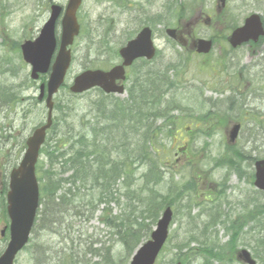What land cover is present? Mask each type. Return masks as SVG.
Segmentation results:
<instances>
[{"label":"rangeland","instance_id":"1","mask_svg":"<svg viewBox=\"0 0 264 264\" xmlns=\"http://www.w3.org/2000/svg\"><path fill=\"white\" fill-rule=\"evenodd\" d=\"M66 1L0 0V102L5 100L1 91L8 95L13 93L17 101H23L15 107L16 109L13 106L11 108L0 105V182L7 181L9 168L16 161L19 163L24 153V151L21 153V149L25 138L46 119L45 106L34 102L38 96L40 82H30L29 67L22 62L20 44L37 36L48 18L50 5L64 7ZM135 1H115L116 8L104 0L83 1L77 14L81 32L71 47L73 63L68 70L65 83L67 86L71 85L73 78L83 70H106L117 64L116 52L135 36L141 25H149L156 30L158 49L163 53V57L158 58L155 64L161 72L163 69L165 72L167 65L186 61L182 64L185 78L180 77L175 81L172 78L173 73L169 72L167 75L168 82L174 84L172 88L174 92L166 96L167 100L171 101L168 116L163 117L164 119L144 121L143 115L134 111L130 115L131 119H127L123 125L119 123L123 129L132 130V133L127 134L131 137L125 143L130 146L129 152L133 157L139 153L138 143L144 142L145 136L150 135L148 141L153 152L149 150V146L145 152L149 156L151 167L155 168L154 179L148 181L144 179L150 168L149 164H137L136 173L128 178V184L121 188V192L116 196L119 198L118 203L95 202L97 208L94 215L86 219H79L72 214L61 216L64 221L60 228L55 225L52 227L56 232L54 234L46 231L45 221L39 219L34 225L29 245L19 254L15 264H128L131 252L121 244L120 235H116L119 230H114L112 224H121V228H128L137 223L139 228L133 227L137 229L134 230V234L142 236L144 241L150 236L144 234L146 226H151L152 230L155 221L160 217L161 208L167 204L174 211V223L169 232L167 246L157 264H172L176 260L183 261L184 264H201L200 259L188 261L191 255H186L192 249H200L198 244H202V249L206 252L217 253L216 256L210 254L209 257L216 260L222 258V264H240L236 261L240 250H246L258 264H264V198L257 196L253 186L248 184L251 181V164L255 159L264 157V137L258 133L259 129L256 126L258 123L261 127L264 125V99L261 102L262 106L254 103L241 106V109L238 112L234 111L230 117L226 111L219 113L213 108L212 103L206 102L208 99L214 101V97L222 98L234 94L236 91L227 90L233 86L244 94L246 92L243 90L244 84L248 86L246 93L254 91L257 96H263L262 61L259 63L257 59L249 58L248 52L244 50L227 53L225 46H222V49L215 46L209 58L210 64L200 67L196 65L199 61L193 58L192 62H189L187 55H182L178 48L175 51L165 49L168 42L163 39L160 30L175 27L180 18L186 22L191 16L187 7L196 9L200 5L202 8L203 5L202 10H211L210 5L214 0H187L182 3L184 15L179 11L180 5L176 4L174 13L168 14L163 10L156 15L159 16L158 20H154V14L149 13L144 7H136ZM127 3L135 9L123 11L121 5L127 6ZM157 7L160 10L161 1ZM228 9L226 20L236 25H240L244 18L252 13H258L264 18V0H232ZM144 71H146L144 68L134 67L129 73L130 79L125 89L130 91L133 81L142 79ZM211 72L213 77L205 76ZM199 82L212 84L214 88L206 90L203 85L198 86ZM222 86L225 87L223 94L213 93ZM128 99V92L122 96L106 98L92 91L77 97L61 91L54 100V105L57 106L53 113L59 127L58 131L60 134L63 133L65 127L67 131L72 130L73 133L83 128L87 131V125L99 120L97 118L100 115V101L111 106L114 101L125 104ZM147 108L148 111L145 113L148 115L154 113L150 107ZM161 110L159 107L155 112L160 114ZM208 111L211 115L203 120L209 118V121H201ZM216 114L219 116L218 125L217 121L212 120ZM180 119L184 127L190 128L186 131L193 134L190 138L193 145L187 151L189 156L186 157L180 153L186 146L174 143L179 139V135L174 134ZM237 120L243 122L244 131L240 140L232 147L223 140L221 132ZM179 126L181 127L180 124ZM168 130H172L169 133L173 139L165 136L164 133ZM252 133L255 135L252 136ZM5 135L11 136L12 141L9 136L6 139L2 138ZM189 152L192 154H188ZM243 153H246L245 157ZM178 167L180 170L176 172ZM168 171H172L170 183L166 174ZM157 172H160L159 177L156 176ZM175 178L179 179L178 188L174 186ZM216 181L219 182V188L213 186ZM131 183L135 185L129 189L128 185ZM227 183L229 185H226ZM221 188L222 190L218 191ZM67 189L69 185H64L62 192ZM0 200H3V196H0ZM186 201L195 203V206L185 208ZM194 208L199 211L198 214ZM102 209H108L109 213L100 214ZM215 209H218L222 216L218 221L220 224L203 225L207 220L201 212L209 214ZM248 210L253 212L248 213ZM121 214L124 215V219L120 217ZM195 214L200 224L196 223L194 226L191 220ZM253 223L255 228L252 232ZM2 227L3 223L0 220V229ZM201 234L210 236L206 238V242L196 243L197 240L201 241ZM5 244L0 242V251ZM129 244L133 245L132 242ZM188 245L189 247H186Z\"/></svg>","mask_w":264,"mask_h":264},{"label":"water","instance_id":"2","mask_svg":"<svg viewBox=\"0 0 264 264\" xmlns=\"http://www.w3.org/2000/svg\"><path fill=\"white\" fill-rule=\"evenodd\" d=\"M82 0H68L65 8L63 19L60 26L62 27L61 40L59 51L55 57V62L51 68V74L47 84V99L46 105L48 108L46 125L35 130L33 135L28 138L27 152L23 158L20 167L12 171L10 176V192L8 193V214L11 218V233L10 243L7 246L6 252L0 257V264H12L15 255L27 242V236L34 218V212L37 208V187L34 178V165L38 156V149L45 140V132L51 125V98L56 93V90L61 86L66 70L70 65V51L66 48L70 46L74 37L78 34L79 27L77 25L75 13L80 7ZM61 8L52 6L50 19L43 26L39 37L34 42H26L21 46L22 57L24 62L32 67V79H37L38 74L47 73L50 66V60L55 52L56 39L54 37L55 23L60 17ZM255 22L256 24H254ZM252 24L259 27V18L252 16L247 20V27ZM245 29V28H244ZM243 31V29H241ZM240 31V32H241ZM239 32V33H240ZM237 33V34H239ZM231 39V42H242L243 38L236 37ZM150 34L148 30H143L139 39L131 42L129 48L123 49L120 52L122 58L125 59V65H129L132 59L136 57L151 56V45L149 41ZM238 40V41H235ZM245 40V39H244ZM235 44V43H233ZM124 71L122 68H114L109 73L102 71L81 74L74 80V85L70 88L72 93H80L92 87H101L104 92H117L122 94L121 88H116L114 83L116 80L123 79ZM44 85L40 87V97H43ZM257 179L255 185L258 189L264 190V173L261 170L257 171ZM163 217L158 223L157 230L152 233V241L145 244L140 251L134 256L131 264H153L158 251L162 247L167 233L171 213L167 209Z\"/></svg>","mask_w":264,"mask_h":264},{"label":"flooded vegetation","instance_id":"3","mask_svg":"<svg viewBox=\"0 0 264 264\" xmlns=\"http://www.w3.org/2000/svg\"><path fill=\"white\" fill-rule=\"evenodd\" d=\"M119 2L122 0H118ZM125 2H131V0H123ZM162 2V7L160 10L157 7L158 2ZM172 0H136L135 5L139 8L144 7L146 10H148L149 13H153V19L158 20L159 16L157 17L160 12L166 11V13L172 14V6H171ZM110 4V3H109ZM133 4V3H132ZM113 7V4H110ZM134 5V6H135ZM216 9V15L214 17L212 16H206L204 11L199 7L196 9V12L193 14V16L188 20V22H183L182 20L177 21V24L175 27H172L171 29L174 31L175 34H173L174 38L170 40V43L174 45L175 47L178 46L181 48L183 52L189 55H192L194 57L200 58L202 57V60L206 58V56L197 55V46L196 43L199 39H203L205 41H211L212 43V49L215 48V46L219 47V49H222V46L225 47L227 50V53L235 52V51H246L248 52L249 58L257 59L258 62L260 60H264V37L259 38L256 42H251L248 44H243L241 47L237 49H233L229 46V43L227 42L228 39V32L227 25L220 20V14L223 13L226 10V6L223 8V10L217 7L216 2L213 3L212 8ZM121 9L123 11H129L130 9H135V7H132L131 4L127 3V6L125 4L121 5ZM190 11V10H189ZM167 28L162 29L163 33H166ZM169 46V45H168ZM172 47V46H170ZM209 56V55H207ZM260 63V62H259ZM114 66V65H113ZM242 76V75H241ZM241 76H238L241 78ZM244 88L247 90L248 86L247 84H244ZM259 96V97H258ZM256 97L255 102L261 103L264 99V96L258 95ZM254 124V122L252 123ZM259 129V134H261L264 137V125L261 127L259 123L256 125ZM244 127V125H243ZM243 127L240 129L241 134L243 133ZM223 134L222 138L224 141L228 140V133L227 127H225L222 132ZM259 134H256L259 135ZM255 135L252 133V136ZM239 137V136H238Z\"/></svg>","mask_w":264,"mask_h":264},{"label":"trees","instance_id":"4","mask_svg":"<svg viewBox=\"0 0 264 264\" xmlns=\"http://www.w3.org/2000/svg\"><path fill=\"white\" fill-rule=\"evenodd\" d=\"M121 111V110H120ZM123 113V111H121ZM71 132H63L57 138V133L55 128L53 127L48 135V139L46 142L45 149L42 154L44 156V160H47V168L46 165H42L40 167V179L44 183V197L45 201L48 203L51 200L59 199L62 205L69 206L72 204V201L65 199L64 196L57 197V192L60 189L62 179L58 180V171L59 168H54L56 163L61 164L62 172L73 171L71 179L69 181H73L74 179H79L82 182V185L86 186L88 182V178L85 176H79L78 174H82L86 167L91 166V161H89V153L88 148L85 145V137L83 135L77 134L76 136H70ZM56 138L58 141H56ZM77 138L76 141L73 139ZM53 150V151H52ZM60 151H63L59 157V160L55 157ZM108 150L105 148L103 150H98L94 148L92 151V155L95 156L97 160H103L109 158L107 155ZM125 155V152L122 153ZM57 159V161H56ZM131 164L126 163V159L123 163H114L108 167H105L101 172L98 173L97 170L96 176L93 177L92 181H94V186L97 187L99 185L100 189H103L104 186L109 185L112 181L109 179L113 178L114 180L125 177L128 174V168H130ZM83 170L82 173H78L77 170ZM112 175L113 177H110ZM100 181V183H99ZM75 183V182H74Z\"/></svg>","mask_w":264,"mask_h":264},{"label":"bare ground","instance_id":"5","mask_svg":"<svg viewBox=\"0 0 264 264\" xmlns=\"http://www.w3.org/2000/svg\"><path fill=\"white\" fill-rule=\"evenodd\" d=\"M1 94L3 95V96H5V99H6V101H7V99H8V97H10V95H8L7 93L5 94L3 91H1ZM39 97H40V95H38L37 96V98H36V101H41V102H43L44 103V98L42 97V99L41 100H39ZM223 99H224V97H222ZM23 101H21V100H18V101H16V102H14V103H12V104H7V106L8 107H11L12 108V106L15 108L16 106H18L19 104H21ZM16 109V108H15ZM63 151H60L55 157L59 160V157H60V155H61V153H62ZM124 158L125 157H114V158H106L105 157V159H103V160H95V161H93L92 162V164H91V166L90 167H86L84 170V172H83V170H77L78 171V173H82L81 175L80 174H78L79 176H85L86 178H89V179H93V177L94 176H96V173H97V170H99L98 171V173L99 172H101L105 167H108V166H110V165H112V164H114V163H116V162H120L121 160H124ZM57 159H56V161H57ZM58 162V161H57ZM57 162H55V163H57ZM110 177H113L112 175H109ZM73 181L74 182H76V183H78V184H82V182L79 180V179H74L73 178ZM69 206H71L70 204H69Z\"/></svg>","mask_w":264,"mask_h":264}]
</instances>
